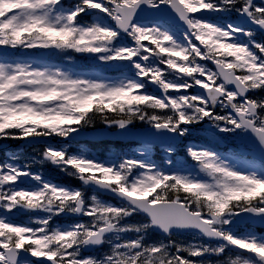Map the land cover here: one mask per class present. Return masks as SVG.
Wrapping results in <instances>:
<instances>
[{
    "label": "snow or ice",
    "instance_id": "snow-or-ice-1",
    "mask_svg": "<svg viewBox=\"0 0 264 264\" xmlns=\"http://www.w3.org/2000/svg\"><path fill=\"white\" fill-rule=\"evenodd\" d=\"M257 32L264 0H0V140L44 142L41 163L80 181L45 178L15 153L0 161V264H264V234L240 231L264 225ZM73 53L119 75L35 59ZM97 117L154 140L140 155L107 160L70 151ZM53 137L64 142L47 143ZM227 140L236 155L219 150ZM157 145L159 163L148 155ZM181 146L191 166L176 157ZM21 212L36 215L23 221ZM138 214L142 222H126ZM61 216L73 222L54 225ZM150 231L166 239L150 240ZM178 231H194L193 242L172 239Z\"/></svg>",
    "mask_w": 264,
    "mask_h": 264
},
{
    "label": "rangeland",
    "instance_id": "rangeland-1",
    "mask_svg": "<svg viewBox=\"0 0 264 264\" xmlns=\"http://www.w3.org/2000/svg\"><path fill=\"white\" fill-rule=\"evenodd\" d=\"M81 54H76V56H80ZM5 140H7V139H4V140H1V142H3V143H5ZM69 149H70V146H69ZM71 151V150H70ZM25 159L28 161V157H25ZM143 220H141L140 218H138V217H131V218H129L128 219V223H138V222H142ZM149 235V234H148ZM149 239L150 240H156L155 238H153V237H151L150 235H149Z\"/></svg>",
    "mask_w": 264,
    "mask_h": 264
}]
</instances>
